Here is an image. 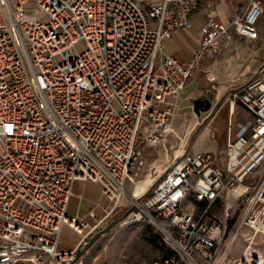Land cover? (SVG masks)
<instances>
[{
	"label": "built area",
	"instance_id": "built-area-1",
	"mask_svg": "<svg viewBox=\"0 0 264 264\" xmlns=\"http://www.w3.org/2000/svg\"><path fill=\"white\" fill-rule=\"evenodd\" d=\"M212 1L0 0V264H87L109 236L101 225L121 208L129 213L113 230L147 224L145 237L156 234L174 253L151 264L264 262L255 242L264 177L255 194L246 186L238 195L235 203L247 202L233 226L226 203L264 166L263 71L230 91L229 103L250 117L223 154L186 151L140 189L144 149L167 140L195 74L222 42L259 39L261 0L228 24L209 10ZM196 14L206 16L199 47L181 63L166 42L192 29ZM78 182L100 187L103 216H69ZM220 204L222 217L210 216ZM64 229L78 239L72 249H61Z\"/></svg>",
	"mask_w": 264,
	"mask_h": 264
},
{
	"label": "crops",
	"instance_id": "crops-1",
	"mask_svg": "<svg viewBox=\"0 0 264 264\" xmlns=\"http://www.w3.org/2000/svg\"><path fill=\"white\" fill-rule=\"evenodd\" d=\"M249 2L250 0H213L209 10L215 12V18L218 22L228 24L232 17L246 7ZM261 2L263 13L258 24V41L255 44L241 39H236L230 43L222 42L221 52L216 60L206 61L202 69L195 74L193 80L180 95L178 101L181 108H189L188 103L202 98L212 102L213 110L210 113H202L200 117L195 116L188 121L185 130L187 139L184 146L181 145L180 147L183 149L182 153L174 158L168 156V160H164V168L170 166L189 148L198 152L213 153L219 157L223 154L230 135L234 137L238 123L250 117L241 105L230 104L228 98L230 97V91L243 84L250 76L258 71L264 73V0H261ZM193 22L192 29L175 31L172 39L166 42L168 53L181 63L189 61L199 47L206 16L196 14L193 17ZM226 95H228V98L223 102L222 99ZM231 109H233V113ZM211 114L213 116L210 119ZM173 120L174 118L166 125L169 130L172 127ZM183 122H177L176 125H173V128L180 130ZM205 123L207 124L206 128H203L197 140L191 143L193 135ZM229 124H231V132L229 131ZM89 183L78 182L75 184L74 197L68 209L69 216L89 220L88 213L91 211H94L98 216L104 215L108 201L102 196L100 187L98 195L85 197L84 190ZM239 190L240 188L236 195L239 194ZM261 232L264 234L263 230ZM77 241V237L71 231L64 229L61 249H72ZM93 257H96V259L90 260L93 264H97L99 261L98 255L94 253Z\"/></svg>",
	"mask_w": 264,
	"mask_h": 264
},
{
	"label": "rangeland",
	"instance_id": "rangeland-1",
	"mask_svg": "<svg viewBox=\"0 0 264 264\" xmlns=\"http://www.w3.org/2000/svg\"><path fill=\"white\" fill-rule=\"evenodd\" d=\"M227 98L228 95L223 97V102ZM187 106H189V108H181L180 110L175 111L171 129L169 130L168 127L166 128L168 131H170L167 140L156 148L145 147L144 149L146 168L144 170L141 181L142 183L146 182L147 184H149L146 186H141V188H143L145 191L148 190L149 187H151L154 182L162 176L163 172L166 169L164 168L165 166H163L165 165L164 160H168V156L174 158L178 154L182 153L183 149L180 147L181 145L184 146V142L187 139L185 130L188 121L191 118L197 116L193 110V102L188 103ZM212 116L213 115L211 114L209 118L211 119ZM180 121H184L181 125V129L175 130L173 128V125H176V123H179ZM206 126V123L202 124L198 131L193 135L191 143L197 140L198 135L201 133L203 128H206ZM187 151H190V148ZM263 177L264 166L261 171H258L249 181L246 182L245 186H241L239 194L246 191V186L251 187L249 196L255 194L256 190L252 188L257 187ZM131 189L132 191L134 190L132 186H130V190ZM84 192L85 197H94L100 192L99 186L97 184L89 183ZM238 195H234L233 198H227L226 200L228 207H232L234 204L232 209V218H230L229 220V225H231L232 221L234 223L238 221L240 214L247 202L245 199L241 203H235L238 199ZM201 208L203 209V207ZM128 213L129 211L127 209H117L114 214L101 225V232H105V234L109 236L105 239H100L98 243V248L95 251L96 255H98L99 257V261L97 262V264H151L153 261L163 260L167 258L168 253L166 252V249H171L164 245L161 240L158 248L152 246L149 242H147L145 232H152V229L147 224L141 225L140 223H134L131 226L123 228L121 230H113V228L117 227L118 223L121 222L128 215ZM209 214L210 216L215 215L217 218L222 217L223 204H220L215 209H211L209 211ZM209 220H214V217H209ZM261 230L264 231V226ZM245 234L251 233L246 231ZM153 236L155 237L156 234H154ZM255 242L257 244L256 247L264 252L263 233L258 234ZM162 245H164L166 248H161L163 247ZM244 245V242H242V240L240 239L233 250L232 258H237L240 256ZM87 264H93V262L89 260ZM262 264H264V262H262Z\"/></svg>",
	"mask_w": 264,
	"mask_h": 264
},
{
	"label": "water",
	"instance_id": "water-1",
	"mask_svg": "<svg viewBox=\"0 0 264 264\" xmlns=\"http://www.w3.org/2000/svg\"><path fill=\"white\" fill-rule=\"evenodd\" d=\"M194 113L200 117L202 113H210L213 110V104L207 99L198 98L193 101Z\"/></svg>",
	"mask_w": 264,
	"mask_h": 264
},
{
	"label": "trees",
	"instance_id": "trees-1",
	"mask_svg": "<svg viewBox=\"0 0 264 264\" xmlns=\"http://www.w3.org/2000/svg\"><path fill=\"white\" fill-rule=\"evenodd\" d=\"M233 225H234V222L232 221L230 226H233ZM146 239L152 246L157 247V248L159 247V243H160L159 237L151 236V237H147ZM162 246L163 247H161V248H163V249L166 248L164 245H162ZM166 252L168 253L167 257H171L174 255V253L169 249H166Z\"/></svg>",
	"mask_w": 264,
	"mask_h": 264
},
{
	"label": "bare ground",
	"instance_id": "bare-ground-1",
	"mask_svg": "<svg viewBox=\"0 0 264 264\" xmlns=\"http://www.w3.org/2000/svg\"><path fill=\"white\" fill-rule=\"evenodd\" d=\"M143 185L146 186V185H149V184H147L146 182L142 183V184L140 185V189H142V190H144L143 188H141V186H143ZM241 186H242V185H241ZM241 186H239V187L234 191V193L228 195L227 198H233L234 195H236V192L238 191V189L241 188ZM137 191H138V190H137ZM144 191H145V190H144ZM134 197H138V194H134ZM262 228H263V227H262ZM260 264H262V263H260Z\"/></svg>",
	"mask_w": 264,
	"mask_h": 264
}]
</instances>
